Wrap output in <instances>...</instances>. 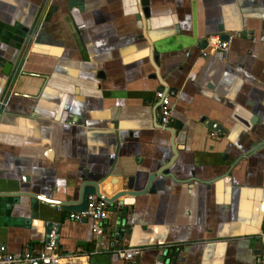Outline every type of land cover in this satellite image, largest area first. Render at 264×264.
I'll return each mask as SVG.
<instances>
[{
	"label": "crops",
	"instance_id": "crops-1",
	"mask_svg": "<svg viewBox=\"0 0 264 264\" xmlns=\"http://www.w3.org/2000/svg\"><path fill=\"white\" fill-rule=\"evenodd\" d=\"M80 1L0 0V248L41 249L51 222L74 264H131L129 247L134 264H264V0H147L148 19L140 0ZM85 181L136 194L108 207L101 246L45 205Z\"/></svg>",
	"mask_w": 264,
	"mask_h": 264
},
{
	"label": "built area",
	"instance_id": "built-area-1",
	"mask_svg": "<svg viewBox=\"0 0 264 264\" xmlns=\"http://www.w3.org/2000/svg\"><path fill=\"white\" fill-rule=\"evenodd\" d=\"M222 40L219 36H210L206 40V49L203 50L202 55L207 56V49L220 52L226 55L229 49V40ZM157 102V121L161 129H166L170 123L172 109L170 106V96L163 92L158 91L154 95ZM106 202L96 197H89L87 209L82 212H72L69 214V219L77 223H82L86 220L92 221V233L98 240V245L101 246V239L103 237L102 225L108 216ZM55 234L51 232L49 240L41 249H34L33 251L25 250L19 256L8 254L3 248H0V264H74L78 258L73 254H60L57 252L55 243ZM143 248L129 247L120 248L115 250L117 257L125 262L134 264L136 260L142 255ZM87 257H84L86 259ZM155 264H162L156 261Z\"/></svg>",
	"mask_w": 264,
	"mask_h": 264
},
{
	"label": "water",
	"instance_id": "water-1",
	"mask_svg": "<svg viewBox=\"0 0 264 264\" xmlns=\"http://www.w3.org/2000/svg\"><path fill=\"white\" fill-rule=\"evenodd\" d=\"M140 4L142 7V15L144 19H148L149 13H148V6H147V0H140ZM69 8H78L79 10H82V2L80 0H69V4H68ZM146 26L148 28V22L146 20ZM222 40L227 41L228 40V36H221ZM154 62H157V58L156 56L153 58ZM11 64L7 63V64H3L2 68L4 69L3 73L6 74L8 67H10ZM207 128H209L210 130H213L215 132H218L220 134H224V132L221 130V128L219 127V125L209 122L206 124ZM167 128H172L174 133L175 130H178V127L173 125V124H168ZM174 133L171 132L172 136L174 137ZM164 174H167V169L163 170ZM152 178H149V180H151ZM149 180L147 182V185L149 184ZM98 184L99 182H90V181H85L83 182L82 187L80 188V190L78 191L77 194V200L76 201H71L68 204H53V203H48L46 202L45 205H47L49 208L52 209H60L64 212H68V213H72V212H82L85 211L87 209V205H88V199L89 197H96L100 200H103L106 202L107 205V209L109 206H113L114 208L119 207V211L122 210V206H123V202L118 203V200L120 198H125V197H133L136 196V194L132 193V192H123V193H117L114 196H112L111 198H107L106 196H103L101 194L98 193ZM147 187V186H146ZM151 190H147V192L154 190V186H151L150 188ZM127 190L131 191L132 190V185L129 183L127 185ZM38 207V203L37 201L34 199L33 200V209L36 210ZM45 217H47V215H44ZM52 227L53 224L51 222H48L46 224V233H47V242L49 240V235L52 232ZM57 227V226H56ZM55 234V232H54ZM55 240V238H54ZM56 243V241H55ZM35 264H39V263H35Z\"/></svg>",
	"mask_w": 264,
	"mask_h": 264
}]
</instances>
